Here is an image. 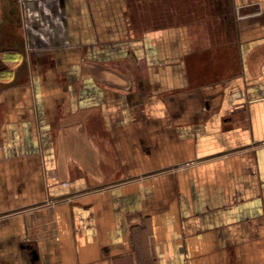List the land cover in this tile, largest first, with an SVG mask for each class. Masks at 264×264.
Listing matches in <instances>:
<instances>
[{"label": "crops", "instance_id": "crops-1", "mask_svg": "<svg viewBox=\"0 0 264 264\" xmlns=\"http://www.w3.org/2000/svg\"><path fill=\"white\" fill-rule=\"evenodd\" d=\"M0 264H264V0H0Z\"/></svg>", "mask_w": 264, "mask_h": 264}]
</instances>
